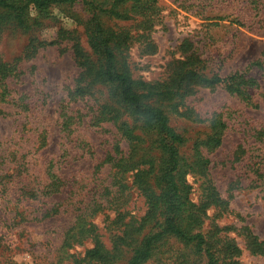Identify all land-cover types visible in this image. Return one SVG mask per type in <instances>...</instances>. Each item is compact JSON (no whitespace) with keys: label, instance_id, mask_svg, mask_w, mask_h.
<instances>
[{"label":"rangeland","instance_id":"rangeland-1","mask_svg":"<svg viewBox=\"0 0 264 264\" xmlns=\"http://www.w3.org/2000/svg\"><path fill=\"white\" fill-rule=\"evenodd\" d=\"M98 1L106 11L97 18L82 0L54 4L44 13L31 6L23 24L1 14L0 56L13 76L6 78L9 95L0 106V264H128L133 254L135 244L115 243L126 228L140 226L148 206L134 178L128 174L118 180L109 159L130 151L118 126L97 119L102 104L114 98L112 88L94 83L92 94H74L82 72L74 46L79 43L91 51L95 19L106 36H114L118 65L126 66L138 86L164 87L193 59L204 61L201 66L206 61L207 70L223 77L240 71L256 79L258 88L250 97L224 84L193 86L178 102L170 124L189 139L185 155L207 135L210 120L225 124L223 144L211 152L206 149V158L226 208L210 207L203 230L212 224L232 226L228 236L242 252L228 263L264 264V254H254L247 246L244 231L248 227L264 241V192L255 183L258 169H264L263 18L254 16L247 27L240 26L237 9H231L239 0H157L153 9L131 1ZM66 114L76 118L73 133L64 127ZM139 133L145 136L146 152L153 140ZM49 168L64 181L61 192L29 200L22 187L43 184ZM188 183L193 185L192 199L199 202L198 176L188 175ZM100 203L107 207L90 213L92 232L66 246V234L78 214ZM148 231L133 237L142 238ZM96 236L116 259L86 256ZM143 264L207 260L191 245L168 236Z\"/></svg>","mask_w":264,"mask_h":264},{"label":"trees","instance_id":"trees-1","mask_svg":"<svg viewBox=\"0 0 264 264\" xmlns=\"http://www.w3.org/2000/svg\"><path fill=\"white\" fill-rule=\"evenodd\" d=\"M77 0H0V19L2 15L11 16L18 24L27 21L26 14L31 6L40 13L46 12L54 4L74 3ZM88 11L97 18L103 7L98 0H82ZM131 1L142 5L145 9H153L157 0H120ZM238 0H236L237 2ZM246 4H240L245 2ZM237 7L231 9L238 12V24L247 27L249 19L260 15L264 20V0H239ZM252 12L256 14L253 15ZM251 13V14H250ZM2 14V15H1ZM264 27V26H262ZM113 35L104 33L98 19L92 24L89 35L91 51H86L79 43L74 46L77 64L81 68L80 78L74 90L76 96L92 94L91 87L100 83L112 88L111 102L102 104L97 119L101 122H113L118 126L124 138L130 143V151L120 157L113 156L112 167L118 180L130 174L146 198L147 211L138 228L132 225V230L126 228L118 237L115 246L122 243L135 244L133 254L128 264H143L153 255L157 243L168 236L191 245L196 254L204 256L207 264H229L228 259L237 257L242 250L235 238L228 236L232 226L210 225V230H203L207 210L214 206L226 208L225 201L210 179L206 149L210 152L219 148L224 142V126L220 120H210L209 132L204 138H199L192 145L188 155L182 151L187 148L189 139L179 134L170 124L171 114L177 111L178 102L183 101L195 85L214 86L224 84L231 92L251 96V90L258 88V82L247 77L244 72L237 71L230 76H220L207 70L204 61L190 60L189 64L180 67L168 84L164 87L137 85L126 66L118 65L116 48L113 46ZM263 66V62H255ZM10 65L0 56V106L9 95L6 78L13 76ZM177 104H174L175 99ZM1 112V107H0ZM74 114L65 115L64 127L70 133L75 130ZM130 121V122H129ZM149 135L153 142L143 148L145 136ZM158 152L159 155L152 154ZM262 166V165H260ZM256 188L264 192V169H258ZM261 171V172H260ZM198 176L202 198L199 202L192 199L193 185L188 183V175ZM121 178V179H119ZM64 181L49 168L43 184L22 187L23 195L29 200L48 199L61 192ZM11 188V187H10ZM9 188V190H10ZM104 204H95L93 208L82 210L76 223L68 230L64 243L73 246L80 237L90 234L94 228L89 220L90 213L103 211ZM48 212V211H47ZM44 216L48 217L49 214ZM149 229L142 238H134L137 232ZM247 246L254 254H264V241L260 240L248 227L244 228ZM95 246L86 253L90 259L110 261L116 259V254L104 248L103 242L94 239Z\"/></svg>","mask_w":264,"mask_h":264}]
</instances>
